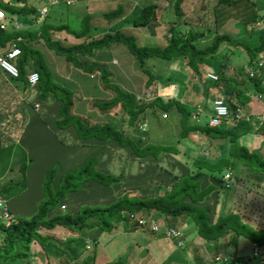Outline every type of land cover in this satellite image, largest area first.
<instances>
[{
	"label": "trees",
	"instance_id": "16d2710c",
	"mask_svg": "<svg viewBox=\"0 0 264 264\" xmlns=\"http://www.w3.org/2000/svg\"><path fill=\"white\" fill-rule=\"evenodd\" d=\"M232 1L217 0V4L224 9L223 6L229 7ZM169 2L171 7L177 10L176 14H180V5L183 0H169ZM243 2H246V0H243ZM18 3H23V7H18ZM250 3H252V0H247L246 4H244L249 7ZM0 8L8 11L9 14L29 13L33 14L34 20L41 18L37 7L28 5L27 0H9L6 2L0 0ZM156 8L157 4L155 3L142 6L139 13L131 19L132 23L135 26H152L155 22ZM122 12L120 4L111 13L117 17ZM111 13L106 15H112ZM178 18L177 21H179ZM258 19L263 20V26L257 32L258 43L253 47H249L246 43H241L239 39H234L225 32L214 33L209 44L201 46V41L206 36V33L190 30L183 32L179 29L181 27L177 25L178 23H175V27L171 26L169 28L171 32L167 35L168 38L162 47L139 45L132 34L125 33L120 29L106 32L98 38L73 44H64L48 33L50 26H56L57 30L72 33L78 38L86 36H81V31L71 29L66 23L59 24L58 26L42 23L40 31L36 30L39 33L34 30L30 34V38L37 39L42 37L48 47L53 49L57 54L64 56L65 61L69 62L70 65L91 73L99 71L100 77L103 80H106L110 75L105 65L85 63L80 60L79 55L91 54L97 48L109 46L113 42H120L126 45L129 51L135 55L138 69L144 73H148L146 86H149L154 80L149 72L150 69L145 67L147 59L157 57L170 60L175 57H186L187 61L185 64L202 84L204 93H207L209 87L214 86L219 80L223 79L225 80L223 81L225 85L224 94L217 95V97L223 98L228 106L234 109L235 105L230 103V97L234 96L236 103L243 105L245 103L244 98L249 97L248 94H253L254 97H250L253 98V103L257 101L258 107L255 108L258 109V112L254 111L256 115H252L249 121L242 119L233 125L226 122L217 126H209L207 123L193 124L189 122L190 119L195 121L199 119V116L196 118L192 117V113L196 112L197 108H195V111H192L193 109L187 105L176 101L173 102V105L180 111L182 116L180 137L192 140L193 134L204 135L207 139L205 142L211 149L213 157H206L200 154L184 156L185 161H181L187 164V173L176 176L169 187L164 186L163 194L142 196L127 191L105 206H83L75 213L68 212L67 210L58 212L59 201L65 198L69 191L80 189L85 180L92 178L99 183L109 185L119 183L120 178L113 174L94 169L97 160L95 157H89L83 165H80L73 171L65 172L57 186L53 187L54 177L60 169L59 166L56 169L54 167L49 168L46 171L42 184L44 199L38 204L37 212L29 217H18L8 225L4 221H0V264H22L23 262L30 264L32 262L30 258L34 255V247H43L52 239V237L42 233L44 229L52 230L57 226L75 227L79 230L96 227L105 231L107 229L111 230L114 226V220L120 218L123 219L125 230L131 231L135 230V224H138L140 218L155 220L157 224H166L172 223L175 217L177 218L182 215H186L194 224L198 235L209 242H218L229 234H233L236 238H245L251 241L253 245L258 246V254L253 255V259L257 257L254 264H264V206L258 198L260 195L258 192H261V188H264V158L260 155L262 147L253 151L248 149L249 147L246 143L240 142V139L244 135L264 133V120L260 121L264 113L263 78L252 77L247 71L248 68L254 69L260 60H264V17L256 16L252 21L256 22ZM19 33L21 31L5 30L0 24V43H4L10 39L15 41ZM24 42L23 39L17 42L21 53L14 63L18 67L19 78L22 77L23 66L28 63L29 59H32L35 65L34 71L39 74V81L37 83L40 85V91L54 94V96L62 100L61 110L63 109V114L65 115L62 124H73L77 128L81 139L93 138L113 141L114 144L116 143L119 147L126 148L127 151H130L132 155L134 154L141 160L149 155L157 158L163 153H174V149L170 147L165 145L160 147L155 145L156 143L153 141H145L143 137L127 134L128 132L123 131L117 124L109 120L91 123L86 117L75 114L71 115L69 112L73 103L71 91L53 79L43 56L39 51L27 46ZM226 42L233 45L236 44V47L241 46L245 48L248 56L246 68L238 66L235 69L232 67L230 70L234 69L235 75L225 78V66L222 65L225 62L219 63L218 79L212 81L207 76V73L210 71H206L205 66L208 65L210 68L213 65V62L220 57L218 53L220 46ZM106 84L113 91V96L108 100H93L90 103V108H98L100 114H106L109 111L113 112L116 109L117 111L120 110L119 113L127 117L128 125H135L138 117L146 108L143 96L140 102L136 101L137 99L134 94L110 82V77ZM104 86L106 85L104 84ZM217 87L215 85V88L219 89ZM253 92L259 93L258 95L262 97L258 98ZM159 100L163 104L172 102L170 98L162 99L154 97L148 103L152 105ZM137 102L139 103L138 105ZM188 119L187 123L186 120ZM226 147H228L227 154L224 151ZM114 149L117 150L115 147ZM227 170H230L231 173L234 172L235 175L238 173L237 179L234 178L232 185L234 184L235 188L237 184L240 187L242 186V188H238L243 189L244 193H237L236 196L240 195V198L243 197V199L237 203L235 199V202L228 209H219L217 211L218 190L225 189L227 191L232 186L229 188L223 186L222 181ZM204 175H207L209 179H205ZM212 178L216 181H212ZM25 182L21 178L19 182L21 185L19 186H15L16 183L0 184V196L7 198L11 191L25 190ZM212 195L217 200V203L214 206L212 215H210L207 201ZM139 211H142V213ZM149 213H152L155 219L152 216L148 218L147 215ZM130 222L134 224L131 225V228L128 225ZM72 241L73 239H69L66 243L70 244ZM75 249L76 247L72 248L73 251ZM235 258L241 264L247 261L243 256L239 257V255H236V257L234 256L220 262L229 260L233 262ZM197 261H199V258ZM212 261L213 263H218V261ZM124 262V258L121 257L107 264H124Z\"/></svg>",
	"mask_w": 264,
	"mask_h": 264
},
{
	"label": "rangeland",
	"instance_id": "374dc122",
	"mask_svg": "<svg viewBox=\"0 0 264 264\" xmlns=\"http://www.w3.org/2000/svg\"><path fill=\"white\" fill-rule=\"evenodd\" d=\"M246 2L241 0L242 5L240 4V6L236 7V0H233L229 7L223 6L224 9H222V6L217 4V0H183L180 5V14L175 13L169 0H73L72 2H67V0H56V2H52L51 0H38L36 4L48 8V18L43 17V20H41L42 22L46 20V22L52 23L49 21H53V25L57 26L66 23L71 29L81 31V36L87 35L89 32L85 41L94 38V36L99 37L106 28L109 30L107 32L120 29L125 33L136 35V37L133 36L135 39L137 38L136 42L139 45H157L162 47L165 45L166 39L168 38L167 35L171 32L169 28L171 26L175 27V23H178L177 25L181 27L178 28L183 32L188 30L205 32L206 36L202 41L200 40V45L205 46L209 44L214 33H222L224 31L229 32L232 29V22H236V34L241 33V37H238L237 39H239L241 43H246L249 47H253L258 43L257 32L260 31L258 30L260 25L252 20L257 16L255 13H258L259 15V10H264V0H252L249 8L245 6ZM149 3L157 4L154 24H152V26H135L131 19L139 13L142 6ZM120 4L121 6L123 5V12L120 16L115 18L111 13L112 15H106V19L103 18V14L109 12L110 8ZM177 18L179 21H177ZM90 22H93L95 27H92ZM156 25H159V27L156 28ZM261 25L263 26L262 22ZM92 29H94L93 32ZM58 34L59 35L54 36L61 42L68 44L69 40H73L69 33L67 34L68 37H66V35L64 36L65 32L63 31H59ZM232 38L236 39V36L234 35ZM114 43L116 44V47L112 50V56L118 61V64L115 65V67H121V74H118L117 78H119L120 82H124L128 88L137 90L140 94H142V90H145L146 88L145 94H142L145 100L144 106H146V108L142 114H140L136 124L133 126L128 125L127 117L121 115L119 113L120 110L117 111V109L113 110V112L109 111V114L111 115L107 117V120L117 124L120 129L128 132L127 134L143 137L145 138V141H153L156 143L155 145L160 147L165 145L174 149V153L169 154L172 158L166 162V169L162 167V162L160 161V156L162 154L157 158L149 155L142 160L140 159V161L136 160L137 165L142 168L143 172H141L139 179L131 178L133 180L130 182L132 183L134 181L136 188H134V190L127 188L125 192H133V194L137 193L142 196L163 194L164 186L169 187L172 183V177L170 176L172 173L170 171L173 172V170H175L177 172L176 166H180L178 162L182 163L185 167L187 166V164L181 161L184 160V156H195L197 154L206 157L212 156V151L206 144L205 141L207 139L204 135L193 134L192 140L180 137L182 116L180 111H178L173 105V102L175 101L183 104L182 101L185 99H188L186 100L188 103H194L196 101L195 97L199 95L200 92V82L196 75L192 73L185 64L187 61L186 57H175L170 60L156 57L145 61V67L150 69L149 72L154 78L151 84L145 87L143 81L147 80L148 73L138 70V66L135 65L137 64L136 57L129 51L126 45L120 42H113L111 44ZM119 45L120 47H118ZM235 45L227 42L222 44L218 51L220 57L215 60L216 68H214V71L219 69L217 67L219 63L225 62L222 63V65L225 66V78L235 75V72L233 71L234 69L230 70L232 67L235 69L238 66L240 68H246L247 65L248 56L245 48L241 46L236 47ZM105 50L107 51L108 48L97 49V51ZM107 56V53L102 54V57L106 60L104 65L110 72V75L106 80H103V78L99 76L100 72L96 71L99 75L95 76V74L94 78L91 77L90 74H84L82 78L79 76L72 77L71 80L74 82L70 87L65 83L64 85L61 82H58L60 85H64L65 88L69 89L71 91V97H77V100L80 103V97L84 96L89 101V106L93 100L101 101L111 98L113 96V91L108 88V84H106L108 83L109 77L110 82L117 85L119 84L116 83L113 71L107 64ZM79 57L83 62L86 61L89 63L87 58L83 55H79ZM66 64V67L70 66L69 62H66ZM210 68H212V65ZM217 73L219 72L217 71ZM223 81L225 80L221 79L215 85L219 84L223 89L225 87ZM104 84L106 86H104ZM253 93H255L254 95H257L258 98L261 96L258 95L259 93ZM107 95H110V97L105 98ZM248 96L249 97L244 98V108L248 109L249 105H253L254 111L258 112V109L255 108L258 107L257 101H254L253 103V94H248ZM154 97H160L162 99L170 98L172 99V102L163 104V102L159 100L150 105L148 102L152 101ZM206 97L207 95L204 94L202 97H198V101H200V98H205L206 100ZM45 98L47 99L48 97ZM138 102L140 101L138 100ZM138 102L137 105L139 104ZM193 110L195 111V109ZM163 113L166 114L165 117L161 116ZM207 115L208 112L205 113L206 117ZM206 117L200 116L197 121L193 119H190V121L188 119L186 121L187 123L189 121L193 124H205L208 119V117ZM204 119L206 120L204 121ZM141 122L147 124L145 130L138 129L140 128L138 125ZM256 135L258 134L255 133L254 136L256 137ZM13 137L15 140L16 135ZM250 138L248 139L247 135H244L242 139H240V142L246 143L247 146L250 147L248 149L256 151L259 148L257 145H252L253 138ZM13 139L11 138V142L10 139H6L9 142L3 140L0 141L2 144H7L8 142L7 147H0V184L5 185L16 183L15 186H19L21 185L19 183L21 178L26 181L24 184L25 190L11 191L7 196V203L9 210L15 218L29 217L37 212L38 204L44 199L42 184L45 178L40 181L38 188V185L35 183L38 173L32 167L34 158L30 164L32 155H30L29 149L18 144V142ZM175 139H178L179 142H175ZM227 149L228 147L224 150L226 154ZM260 151V155L264 158V145ZM127 154L128 153H122L118 150L117 154L113 155L112 160L107 158V162L113 164L116 168L120 167V165L122 167L126 163H130V160H132ZM54 161L56 160L54 159ZM54 161L50 164L49 168H58L59 163H54ZM232 173V176L237 179L238 173H236V175L234 172ZM204 178L209 179L207 175H204ZM211 180L216 181L213 178ZM89 182L94 183L95 179L91 178ZM89 182L86 183L84 181L81 188L77 191H69L65 198L59 201V207H57V209H60L62 212L67 210L68 212L75 213L83 206H105V201L96 200L98 202H95L90 196V194H94L95 191L92 188L93 184H89ZM131 183L128 185H131ZM55 186L57 185H54L53 183V187ZM94 187L97 189L95 185ZM238 187L242 188V186L240 187L238 184L235 188L233 184L230 189H227V191L225 189L218 190L217 211L219 209H228L231 204L235 202V199L236 203L243 199V197L240 198V195L236 196L237 193H244L243 189H239ZM110 189H112L110 186H106L105 193H108V190ZM112 192L114 199L119 197L114 189ZM258 193L260 194L258 197L259 201H262L261 203L264 206V188H261V192ZM37 197L40 198L38 199ZM103 198L106 197L103 196ZM216 203L217 200H215V197L212 195L207 201L210 215H212ZM73 208H75V211ZM140 213H142V211ZM149 216L151 217L152 213L147 215L148 218ZM152 218L154 217L152 216ZM0 221L2 222L1 219ZM188 222L190 223L188 224ZM123 223V219L117 218L114 220V226L112 229H107L105 231L96 227L82 228L79 230L75 227L57 226L52 230L44 229L42 230V233L52 237L54 241L51 239V241L43 247L35 246L34 255L30 258L32 261L30 264H107L109 262H114L121 257L125 260L124 264H195V262L200 264V262L195 261L196 258L193 257V255L198 256L197 251L200 248L205 250L206 256L209 254L207 260L208 263H212V260L216 261L214 257L218 248L215 247L213 242L208 244L209 241L203 240L198 235L194 224L186 215L177 218L175 217V220L172 223H166L181 229L185 234V242L181 246L176 245V241L163 235L161 229L160 231H151L145 227L142 231V229L139 230L140 227L135 224V230L127 231L125 230ZM166 224L163 223L160 227L162 228ZM128 225L131 228V225L134 224L130 222ZM224 237L226 238V242L222 241V244H219L223 249L222 252H220V257H226L227 259L232 258L234 253L233 249L236 247L237 255H239V257L241 255V257L243 256L247 260L243 264H254V262H256L257 257L253 259L254 245L251 241L245 238H236L233 234ZM69 239H73V241L70 244H67L66 242ZM74 247H76V249L73 251L72 248ZM22 264L26 263L23 262ZM217 264H232V262L231 260L226 262L218 261ZM235 264L238 263L236 262ZM239 264L241 263L239 262Z\"/></svg>",
	"mask_w": 264,
	"mask_h": 264
},
{
	"label": "crops",
	"instance_id": "0c3cea01",
	"mask_svg": "<svg viewBox=\"0 0 264 264\" xmlns=\"http://www.w3.org/2000/svg\"><path fill=\"white\" fill-rule=\"evenodd\" d=\"M1 1L6 2L7 0H1ZM37 1L38 0H27V3L28 5L36 6L40 14V9L46 6L37 5L36 4ZM72 1L73 0H67V2H72ZM90 1H95V0H90ZM240 4L242 5L241 1L239 2L236 1V7L240 6ZM23 5H24L23 3L17 4L18 7H23ZM118 7L119 5H116L113 8H110L109 12L103 14V18L106 19V14L113 12V10ZM0 10L4 14V18L0 19L1 27L4 28L5 30L21 31V33L17 34L18 36L16 37V39L18 38H20V40L23 39L25 41L24 43H26L27 46L39 51V53L43 56L45 63L48 66L52 74L53 79L57 83L59 82H61L62 84L65 83L67 86L70 87L71 84L74 82L71 80V78L74 76L75 77L79 76L82 78L84 74H88V75L90 74V76L94 78L95 74H96L95 76L99 75V73L96 71L91 74L73 65L66 67L65 65L67 64H66L64 56L57 54L53 49L48 47V45L46 44V42L44 41L42 37L37 38V39L30 38L31 37L30 34L34 30L35 31L39 30L40 25H42V23H48L46 22V20L43 22L41 21L43 17L48 18V13H49L48 8H47L46 15L40 14L41 18L39 17L40 19H35V20L33 19L34 17L33 14H29V13L9 14V12L4 9L0 8ZM122 11H123V5H122ZM174 11L175 13H177V10L175 8H174ZM263 11L264 10H259L260 14L258 15V13H256V15L263 18L264 16ZM262 21H263L262 19L261 20L258 19L256 21V24L260 25L258 27V30L262 29V25H261ZM49 22H52L50 23L52 25L54 24L53 21H49ZM90 24L92 27H95L93 22H90ZM236 24H237L236 22H232L231 31L229 32L224 31V32L231 36L235 35L237 39L238 37H241L240 36L241 33L236 34V30H235ZM158 27L159 25H156V28ZM49 30L50 31L48 33H50L53 36V38L57 39L54 36V35H59L58 34L59 30H57V27L50 26ZM39 31H36V32L39 33ZM61 31L65 32L64 36L66 35V37H68L67 34L69 32H66L64 30H61ZM93 31L94 29H92V32ZM107 31L109 30H107L106 28L104 32L101 33V35H103ZM69 34H70V37H72L74 41L69 40L68 44H73L76 42L85 41L89 32L86 36L81 37V38L76 37L72 33H69ZM134 36L136 37V35ZM94 38H98V37L94 36ZM90 39H93V38H90ZM75 40H79V41H75ZM12 41L13 40L10 39L8 41H5L4 43H0V54H2L6 50V48H8L9 42H12ZM64 44H67V43H64ZM106 47L108 48L107 51L106 50L97 51V49H100V48H97L93 50L91 54H83V56L87 58L89 63H99V64L104 65L106 60L102 57V54L107 53L108 54L106 58L107 64L109 65V68L112 69L113 71V75H114V79L116 83H118L123 90L129 93H133L137 98L136 101L138 100L141 101L142 96L145 94V91H146V88H145L146 81H143L145 85L144 87L145 90H142L143 95L140 94V92H138L137 90H132L128 88L126 84H124V82H120L119 78H117V75L121 74V67H115V65L118 64V61L112 56V53H113L112 50L116 47V44L114 43ZM118 47H120V45ZM102 48L104 49L105 47H102ZM14 62H16V59L14 60ZM84 62L87 63L86 61ZM217 67L220 69L219 65ZM34 68H35V65L32 59L31 60L29 59L28 63L23 66L22 77L19 78V76L18 77L10 76L7 71H5L3 68L0 67V136H1L0 141L1 140L8 141L6 139H10V142H11V138L13 139L14 138L13 136L16 135L15 140L18 142V144H21L29 149V153L30 155H32L30 164L32 163L33 158H34L32 167L38 173V177L35 181L36 185H38V188H39L40 181L43 178H45L44 177L45 173L47 169L50 167V164L54 161V159L56 160L54 161V163L58 162L59 167H60L59 168L60 171L55 175V178H54V185H57L60 182V179L65 172L73 171L80 165H83L86 162L87 158L95 157L97 162L94 166V169L103 171L105 173L113 174L115 176H118L121 179L119 183L110 184V185H104L102 183L97 182L96 180L94 183H90L89 182L90 179L85 180L86 183L89 182V184H93L92 188L94 189L95 193L90 194V196L93 198V200H95V202H98L101 200L105 201L106 204L113 202L115 200L113 198V192H112L113 189L114 191L117 192V195L119 196L123 194L127 188L130 190H134V188H136V184L134 181L132 183L130 181L133 180L131 178L139 179L141 172H143L142 168L137 165V161H136V160L140 161V159L137 158L134 154L132 155V153L130 151H127L126 148L119 147L116 143L114 144L113 141L97 140L93 138L81 139L79 137L77 128L73 124L63 125L62 120L65 115L63 114V109L61 110L62 100L54 96V94L41 92L39 83L35 85L29 84L27 78H28V75L34 71ZM214 68H216L215 61L213 62L212 68L205 66L206 71L214 72L217 74V71L219 69L217 71H214ZM64 85L62 86L64 87ZM199 85H200V90H199L200 92H199V95L195 97L196 101L194 103H190V102L188 103L186 101L188 99H185L182 102L184 105H187L191 107L192 109L200 107L202 110V114H203L200 116L206 117L205 113L208 112V115H209L212 111L211 106H210L211 99L217 95H223L225 87L222 89V87H220L221 85L218 84L216 86H218L217 88L219 89H216L214 85L208 88L207 93H204L202 84L199 83ZM204 94L207 95L206 100L205 98L204 99L200 98V101H198V97H202ZM45 97H48V98L46 99ZM107 97H110V95H107L105 98ZM80 98H81V103L77 100L78 99L77 97L72 98L73 103H72L71 109L69 110L71 115L75 114V115L86 117L89 119L91 123L107 121V117L111 115L109 114V112L106 114H100V111L98 110V108L96 107L90 108L89 101L84 96ZM235 101L236 99L234 98V96L230 97V103L234 104ZM243 108H244V105H243ZM244 112L251 114V115H256V113L254 112L253 105H249L248 109L244 108ZM205 120L206 119H204V121ZM141 123H139L138 126H140ZM247 138L248 139L253 138L252 145H255V146L257 145L259 149L264 145L263 143L264 134L263 133L262 134L258 133L256 137L254 136V134L251 136L248 135ZM176 141H178V139H175V142ZM7 144L6 143L2 144L0 142V147L5 148L7 147ZM114 147L117 148V150H115ZM118 150L121 151L122 153H128L127 156L132 159L130 160L131 164L126 163L122 167L120 165V167L116 168L114 167L113 164H109V162H107V158H110L112 160L113 155L114 154L116 155ZM162 155H161L162 157L160 156V161L162 162V167L166 169L167 168L166 162H168L169 159L172 158V156H170L167 153L162 154ZM189 156H192V155H189ZM178 164H180L181 166L180 167V166L175 165L178 173L175 170H173V172L169 170L172 173V175H170L172 177V180H171L172 182L174 181V178L176 176L183 175L187 173L188 171V166L185 167L182 163H179V162ZM129 183H131V185H128ZM94 185L97 187V189L94 187ZM106 186H110L112 188L108 190L109 194L105 193ZM103 196H105L106 198H103ZM37 198L39 199L40 197H37ZM73 210L75 211V208H73ZM58 211H60V209H58ZM189 223L190 222H188V224ZM162 224L163 223H161V226ZM136 225L138 226V224ZM141 229L143 231L144 228L140 227L139 230ZM224 238L220 239L218 242H213V244H215V247L218 248L216 254H219V255L221 254L220 252H222L223 249L221 246H219V244L220 243L222 244V241L226 242V238L225 239ZM208 244H211V243L208 242ZM224 250H225V247H224ZM233 250H234V253L232 256L236 257L237 255L236 247ZM197 253H198V256H194L193 253L192 255L193 257L196 258L195 261H197V259L199 258L200 264H217V263H213V261L212 263H208L207 260H208L209 254L206 256L205 250L200 248L197 251ZM236 262L239 264V261H236V258H235L232 264H235ZM195 264H198V262H195Z\"/></svg>",
	"mask_w": 264,
	"mask_h": 264
},
{
	"label": "built area",
	"instance_id": "2783aa9c",
	"mask_svg": "<svg viewBox=\"0 0 264 264\" xmlns=\"http://www.w3.org/2000/svg\"><path fill=\"white\" fill-rule=\"evenodd\" d=\"M52 2H56V0H51ZM47 12V8L43 7L40 9V14L45 15ZM4 18L3 12L0 10V19ZM20 38L16 39L15 41H12L9 43L8 48L0 54V67L3 68L5 71L8 72V74L12 77H17L19 74L18 67L13 63V60L16 59L20 53V47L18 46V41ZM264 60H260L256 67L248 68L247 71L250 76L257 77V78H263V84H264ZM208 78H210L212 81H215L218 79V76L214 72H208L207 73ZM30 85H35L39 81V74L36 71L31 72L28 75L27 78ZM211 113L208 116L207 124L209 126H217L221 125L223 123H230L233 125L239 120L245 119L250 120L251 116L249 114H246L243 111L242 106L238 105L235 107L234 110H231L228 106V104L225 102V100L221 97H213L211 100ZM202 115V110L200 107H197V111L192 113V117L196 118L198 116ZM162 117H165L166 114H161ZM264 120V114L261 116L260 121ZM146 127V124L143 123L140 128L144 130ZM234 178L232 176V173L230 171L225 172L224 179H223V185L225 188H229L232 185ZM0 219L5 222L6 225L10 224L11 222L15 221V216L11 213L8 207L7 199L3 196H0ZM138 225L143 228H148L151 231H160L163 235L166 237L171 238L173 241H176L178 246H181L184 244V233L179 228L173 226V225H164V227H160L155 220H148L144 218H140L138 220ZM258 254V246H253V255ZM216 261H223L226 260V257H220L219 254L215 255Z\"/></svg>",
	"mask_w": 264,
	"mask_h": 264
},
{
	"label": "clouds",
	"instance_id": "9594fccd",
	"mask_svg": "<svg viewBox=\"0 0 264 264\" xmlns=\"http://www.w3.org/2000/svg\"><path fill=\"white\" fill-rule=\"evenodd\" d=\"M46 8H47V7H46ZM45 15H46V14H45ZM9 43H10V42H9ZM20 50H21V49H20ZM14 60H15V59H14ZM14 60H13V63H14ZM211 100H212V99H211ZM234 104H235L234 109H235V107L238 106V105L242 106V108H243V105H241V104H237L236 101H235ZM229 108H230V107H229ZM230 109H231V108H230ZM234 109H231V110H234ZM243 111H244V108H243ZM246 114H248V113H246ZM249 115L252 117L251 114H249ZM207 121H208V119H207ZM207 121H206V123H207ZM142 124H143V122L140 124V126H141ZM145 124H146V123H145ZM146 128H147V126L145 127V129H146ZM139 129H141V128H139ZM145 129H144V130H145ZM233 178H234V177H233Z\"/></svg>",
	"mask_w": 264,
	"mask_h": 264
}]
</instances>
